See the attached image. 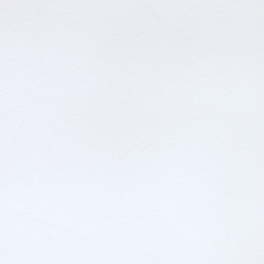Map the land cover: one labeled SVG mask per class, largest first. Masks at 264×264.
Wrapping results in <instances>:
<instances>
[{"label":"snow or ice","instance_id":"snow-or-ice-1","mask_svg":"<svg viewBox=\"0 0 264 264\" xmlns=\"http://www.w3.org/2000/svg\"><path fill=\"white\" fill-rule=\"evenodd\" d=\"M0 264H264V0H0Z\"/></svg>","mask_w":264,"mask_h":264}]
</instances>
